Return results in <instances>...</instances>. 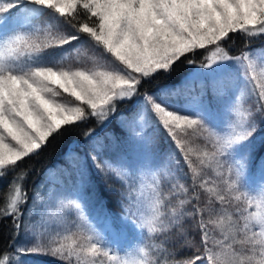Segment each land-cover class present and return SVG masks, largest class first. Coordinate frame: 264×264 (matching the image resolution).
Returning a JSON list of instances; mask_svg holds the SVG:
<instances>
[{
  "label": "snow or ice",
  "instance_id": "1",
  "mask_svg": "<svg viewBox=\"0 0 264 264\" xmlns=\"http://www.w3.org/2000/svg\"><path fill=\"white\" fill-rule=\"evenodd\" d=\"M43 12L53 10L57 14L56 34L50 41L37 43L24 36L15 35L2 39L0 43V176L14 171L26 157L38 155L50 137L62 133L64 126H77L80 123L94 122L102 125L116 115L121 102H127L140 95L142 83L161 70L168 72L177 66L181 57L188 64L194 61L186 56L196 49H204L207 45H215V52L209 57V67L217 61L235 60L245 69L248 83L253 85L251 93L257 97L258 110L264 115V68L257 71L256 65L249 59L247 52L240 56L222 53L221 41L230 38V33H243L254 37L264 33V0H27ZM20 0H8V7H0V16L17 7ZM83 9V12H80ZM39 16L31 23L33 30ZM75 29L65 32L59 23ZM80 41L73 51L79 55L81 49L93 46L113 58V67L106 70H91L77 66L75 69L60 66L55 59H45V50L49 47L62 48L65 44ZM26 60L21 61L20 57ZM245 61L247 62L245 64ZM251 73L249 76L248 74ZM185 88H191V84ZM181 89L172 91L177 95ZM63 94L74 98L76 106L61 99ZM144 106L139 110L154 113L158 122L173 139L176 130H191L195 133H207L206 140L212 145L211 161L225 152L233 144L247 139L255 130L251 116L235 119L230 131L220 134L216 130L205 127L199 118L192 119L180 114L166 105L157 102L148 93L143 95ZM239 115V114H238ZM126 126V119L120 121ZM84 136L91 141L88 155L97 161L95 155L102 141L95 137L93 128H88ZM133 138L139 137L140 143H149L147 138L134 129ZM115 137L112 138L115 142ZM183 150L184 145L177 140ZM208 153H206L207 155ZM101 171L108 169L121 176L126 170L113 168L109 164L97 163ZM76 180L74 192L77 199L83 194L86 185V162L84 157H77L72 162ZM239 174V173H237ZM26 172L14 176L8 189L0 194V218L11 217L14 229L19 230L21 204L27 202V196L19 183ZM50 197L58 194L50 189ZM217 195H219L217 193ZM221 202L225 197L220 196ZM239 199V197H236ZM37 194L34 202L41 201ZM186 200L181 199L173 208L171 216L156 217L149 220V230L159 229L166 232L170 228H180L181 219L185 215L181 206ZM80 207L79 204L76 205ZM237 206L235 218L229 217L228 228L231 232L225 236L220 245L221 252L207 247L206 226L203 241L207 253V264H264V196L254 205L255 210ZM60 207H63L61 201ZM31 212V209L29 210ZM195 211V209H194ZM52 215L58 213L53 211ZM211 215H214L212 213ZM243 221V227L240 223ZM209 223H217L209 220ZM219 223H223L220 221ZM259 228V231L255 229ZM28 231V226L25 225ZM242 233L239 243L243 248H236L229 240L235 241L236 235ZM32 245L27 249L59 256L72 264H95L91 259L100 252L95 242L87 244L60 243L51 247L32 230ZM24 251V249H17ZM108 256V253H103ZM13 253L0 249V264H10ZM112 259H116L113 257ZM201 258H188L173 261L172 264H198ZM124 264H127L125 261ZM138 264H161L159 259H141ZM167 264V262H165Z\"/></svg>",
  "mask_w": 264,
  "mask_h": 264
},
{
  "label": "trees",
  "instance_id": "2",
  "mask_svg": "<svg viewBox=\"0 0 264 264\" xmlns=\"http://www.w3.org/2000/svg\"><path fill=\"white\" fill-rule=\"evenodd\" d=\"M0 7L7 8L8 0H0ZM80 12L82 13L83 9H80ZM17 16H20L24 22L12 28L9 32L10 37L21 35L30 42L44 43L50 41L56 34L54 25L57 23V14L53 10L44 9L41 12L27 0H20L17 7L0 16V20H8ZM37 16L39 20L35 27L39 31L33 30L31 23ZM59 27L65 32L75 31L62 21ZM229 35V39L220 42L222 53L240 56L251 49H264V33L254 37L243 33H230ZM80 43V41H73L71 44L63 45L62 48L49 47L45 50L44 58L55 59L60 62V66L65 68L75 69L80 66L91 70H106L113 67V58L110 54L103 53L102 50L91 45L81 49L77 55L73 50ZM215 49V45H207L204 49H196L192 53H187L186 56L194 61L193 64H188L185 58L181 57L174 69L168 72L161 70L154 73L152 77L145 78L146 82L142 83L140 95L134 96L127 102H121L116 115L110 121L102 125L87 122L75 127L64 126L62 133L50 137L47 145L39 151L38 155L24 158L23 161L18 162L14 171H8L0 176V194H3L7 191L14 176L26 172L19 183L27 196V202L20 206L21 227L19 230L14 229L11 217L0 218V249H5L17 256L15 262L18 264H67V261L50 253L27 251L34 239L29 229L31 219L29 221L28 219L31 218V214L28 211L30 209L32 211L33 208L43 203V201L34 202V197L37 194L41 197L45 190L41 186L53 184L55 189L74 194L76 176L72 162L77 157H84L86 185L79 200L86 209L96 207L101 212L103 211L105 220L109 222L105 230L111 240L109 251L106 246L96 243L100 252L91 257L95 264H109L110 256L121 253L123 247L128 248L130 245L138 248L139 251L142 250L143 259L150 261L159 259L161 264L165 262L172 264L173 261L196 256L201 258L198 264H207V253L203 244L205 235L201 228L206 226L207 247L218 250L224 232H231V229L227 227L229 217L234 219L238 214L237 206L247 207L249 198L243 189L233 187L228 181L227 161L223 155H218L214 162H210L212 145L206 140L207 133L193 134L191 130H176V139H173L167 129H164L158 122V117H155L154 113L137 109L144 106L143 95L145 93L152 95L162 106H171L170 101L175 97H180L183 90L187 92V89L181 87L182 80L195 65L201 66L209 62V57ZM20 59L24 61L26 57L22 56ZM176 89H181V92L171 95L170 93ZM193 89L194 92H189L184 96L191 98L195 95L200 99L211 101L218 96L209 92L201 94L197 84ZM61 99L74 105L78 103L67 94H63ZM244 104L245 110L248 111L247 117L250 115L255 123V130L248 137L252 147L248 155L250 157L248 163L251 166L250 171L253 172L258 165H264V115L259 112L257 97L253 94L245 98ZM142 117L145 119V124L143 127L142 125L137 127L136 123ZM125 119L126 126L121 127L120 121ZM88 128H93L94 138L102 141V146L95 153L97 161H93L88 155L91 151V141L83 134ZM133 129L149 140L146 144V153L150 155V167L158 180L159 214L156 217L171 216L173 208L179 201L186 200V203L181 206L185 215L181 219L180 228L173 227L166 232H161L159 229L150 231L137 226L135 197L126 174L121 176L108 169L101 171L96 166L98 162L104 164L102 161L108 164L107 161L111 160L114 152H119L121 155L128 148L133 149L135 146V138L131 136ZM113 137L116 138L115 142L112 140ZM177 140L184 145L183 150L177 144ZM113 168L117 167L113 166ZM220 196L225 197L223 202L219 199ZM212 213L214 215H211ZM210 219L217 223H209ZM220 221L223 223H219ZM25 225L28 226V231L25 230ZM240 227H243V221ZM76 233L79 234L76 237L80 236L79 232ZM236 236L238 241L233 243L234 247L243 248V245L239 243L242 233ZM118 239L123 241L116 247L114 243ZM17 249H24V251L18 252ZM113 249L117 251L114 252ZM105 252L108 256L103 254ZM72 264H76L75 258Z\"/></svg>",
  "mask_w": 264,
  "mask_h": 264
},
{
  "label": "rangeland",
  "instance_id": "3",
  "mask_svg": "<svg viewBox=\"0 0 264 264\" xmlns=\"http://www.w3.org/2000/svg\"><path fill=\"white\" fill-rule=\"evenodd\" d=\"M22 22L24 21L20 16L0 20V43L3 42L2 39L10 37L9 32L16 24ZM246 52L249 59L256 65L258 72L259 68H264V49H251ZM206 63H211V61ZM244 73L245 69L232 59L217 61L209 67L195 65L181 82V87L187 89V92L183 90L180 97H175L174 100L169 102L171 106H166L193 119L199 118L206 124L205 127L208 126L220 134H225L231 130L230 125L233 120L247 118L248 111L245 110L244 101L249 94H252L253 85L248 83V78ZM248 75L250 76L251 73ZM189 84H191V88H185ZM196 84L201 94L209 92L218 96L212 101L200 99L195 95L191 98L185 97V94L194 92L193 88ZM71 105L76 106L73 103ZM144 124L145 119L142 117L136 123V126L142 125L143 127ZM139 139V137L135 138L133 149L128 148L121 155L119 152H114L113 157L107 163L126 170V178L135 197L134 202L138 216L136 225L149 229V220L159 214L157 205L158 180L150 167V155L146 153V145L138 142ZM250 145L249 138H247L233 144L221 155L227 161L228 181L233 187L243 189L249 198L248 206L249 203L253 205L251 210L254 211L255 203L264 196V165H258L257 169L253 172L250 171L251 166L248 163L250 160L248 155L252 148ZM102 162L106 163L105 161ZM41 187L45 189L41 195L43 203L41 206L33 208L31 212L28 211L31 214V218L28 219V221L31 219L30 233L34 230L45 243H50L51 247H57L60 243L87 244L89 237H91V242L106 246L108 251L111 249V240L105 230V226L109 222L105 220L106 217L103 216V211L101 212L96 207L94 209L84 208L81 200L77 199L76 193L72 194L69 191L55 189L56 187L53 184ZM50 189L58 194L57 198L50 197ZM61 201L63 207H60ZM77 204L80 207H77ZM53 211L58 214L52 215ZM255 230L259 231V228ZM75 232H79L80 236L76 237L79 234H75ZM229 233L224 232L223 238L220 239L221 244ZM121 241L123 240L118 239L115 241V246H119L122 243ZM236 241H238L237 236L235 241L229 240L228 243L233 244ZM113 250L114 252L117 251V249ZM215 251L221 252L222 248L218 247V250ZM120 252L110 256L109 264H124L125 261L127 264H136L144 257L142 250L139 251L138 248H133L132 245L128 248L123 247ZM113 257L116 259H112ZM16 259L17 256H14L10 264H18V262H15Z\"/></svg>",
  "mask_w": 264,
  "mask_h": 264
},
{
  "label": "clouds",
  "instance_id": "4",
  "mask_svg": "<svg viewBox=\"0 0 264 264\" xmlns=\"http://www.w3.org/2000/svg\"><path fill=\"white\" fill-rule=\"evenodd\" d=\"M136 264H138V261L136 262Z\"/></svg>",
  "mask_w": 264,
  "mask_h": 264
}]
</instances>
